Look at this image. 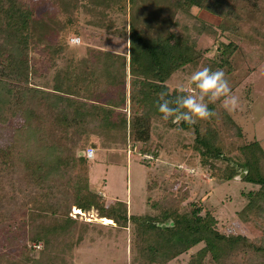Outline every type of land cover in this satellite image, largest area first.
I'll list each match as a JSON object with an SVG mask.
<instances>
[{"label":"trees","instance_id":"obj_1","mask_svg":"<svg viewBox=\"0 0 264 264\" xmlns=\"http://www.w3.org/2000/svg\"><path fill=\"white\" fill-rule=\"evenodd\" d=\"M236 1L46 0L45 10L36 16L30 0H0V264H69L67 256L87 229L86 222L71 215L73 207L84 213L95 210L106 223L133 224L135 263L170 264L202 243L185 264H264L260 141L247 140L220 102L209 108L215 112L219 104L223 132L242 140L235 157L223 149L216 114L195 124H174L163 120L156 107L160 92L169 99L179 94L181 86L168 82L176 72L220 68L233 91L255 67L246 55H251L250 46L256 48V63L261 62L264 0L261 6L242 0L240 8ZM194 7L216 15L219 22L199 17ZM111 13L125 20L115 27L110 19L105 27L125 39L123 53L86 46L82 54L70 53L64 66L56 65L75 44L69 41L71 34L80 35L82 24L100 26ZM81 14L87 16L83 22ZM203 34L217 35L213 46L197 48ZM34 48L43 49L49 64L56 65L48 86L32 82ZM175 128L192 133L191 141L175 149L182 153L183 174L190 176L187 168L193 167L211 179L241 178L257 185L243 193L246 203L238 212V221L257 233L224 231L211 210L188 199L184 183H176V172L148 182L147 189L162 192L149 202L153 214H129L127 202L107 200L90 186L92 159L85 150L96 146L91 136L104 144L108 139V147L128 145L130 153L140 144V153L156 158L141 162L154 165ZM169 219L173 228L156 227ZM37 243L39 249L33 247Z\"/></svg>","mask_w":264,"mask_h":264},{"label":"rangeland","instance_id":"obj_2","mask_svg":"<svg viewBox=\"0 0 264 264\" xmlns=\"http://www.w3.org/2000/svg\"><path fill=\"white\" fill-rule=\"evenodd\" d=\"M256 1L260 6L263 3V0ZM30 2L35 4L36 16H40L45 10L46 0H30ZM244 3L246 4V2ZM235 5L240 8L243 5L242 0H237ZM192 10L204 20L213 24L219 22V17L216 15L195 7ZM118 16L114 13L109 14L104 21H101L100 26L93 27V25L85 26L82 24L81 34L77 35L80 37V44H70L56 65L64 66L65 59L70 53L82 54L86 46L123 53L128 45L125 39L119 35L110 34L105 29L110 19L114 20L115 27L122 26L125 20ZM60 17L61 14L59 13L58 18ZM80 18L83 22L87 16L81 14ZM71 36L74 35L71 34ZM216 36L215 34L201 35L197 40V48L213 46ZM218 37L226 39L224 35ZM253 47L250 46L251 55H246L253 57L255 67L232 91L234 95L239 97L240 105L236 110L229 112L242 126L246 139H258L264 148V58L257 64L256 61L258 60L254 57L257 56L256 48ZM49 62L50 56L46 55L43 49L34 48L32 50L30 58L33 67L32 82L40 86H48L51 83L56 65L52 66ZM199 68L202 66H197L195 69L188 67L184 71L176 72L171 75L168 82L174 86H186L190 74ZM112 93H115V89H112ZM220 108L218 104L215 114L223 149L228 156L235 157L237 156L236 147L242 143V140L239 138L229 139L223 132ZM102 137L106 138L105 136ZM165 138L168 139L167 144L160 150L155 164L146 165L141 162L140 152L137 150L142 148L140 144H136V149L134 148V151L128 153V145L126 147L120 145L108 147L104 146L107 143V138L104 144L98 136H91L90 139L96 143V146L94 147V158L91 160L90 186L107 200L118 199L127 202L129 214L136 215L145 212L153 214L155 211L148 208L149 202L153 199H159L162 192L158 188L147 189L148 182L152 178H168L176 172L179 174L176 176V183L178 185L184 183L183 187L186 186L188 190V199L202 202L205 208L215 214L224 231H239L250 236L255 234L256 231L245 227L241 221H238V212L246 203L243 193L257 187V185L241 178L226 182L211 179L207 171L196 170L193 167L187 168L190 176L183 174V170L186 168L181 161L182 153L175 151V149L191 141L192 133L188 130L175 128L171 129ZM190 169L193 171L190 172ZM85 215L82 217L83 219L80 214L76 216L79 221L87 223V229L76 247L71 251L72 254L67 256L69 264H139L133 261L135 254L133 224L128 223L124 227L116 225L113 221V223H106L107 219L98 217L95 210H90ZM40 246V243L33 245L36 249H39ZM201 246L202 243L192 247L189 252L171 260L170 264H185L189 258V253L196 251Z\"/></svg>","mask_w":264,"mask_h":264},{"label":"clouds","instance_id":"obj_3","mask_svg":"<svg viewBox=\"0 0 264 264\" xmlns=\"http://www.w3.org/2000/svg\"><path fill=\"white\" fill-rule=\"evenodd\" d=\"M178 93L174 99H169L168 93L162 91L156 101L161 118L171 120L174 124H195L198 120L211 119L215 112L209 108V104L220 102L227 111H234L240 105L239 97L233 94L224 70L210 66L193 71L188 84L181 86ZM174 226L172 219L156 224V227L162 229Z\"/></svg>","mask_w":264,"mask_h":264},{"label":"built area","instance_id":"obj_4","mask_svg":"<svg viewBox=\"0 0 264 264\" xmlns=\"http://www.w3.org/2000/svg\"><path fill=\"white\" fill-rule=\"evenodd\" d=\"M69 41H70L71 43H75V44H77V43L80 42V37H79V36H71V37L69 38ZM128 153H130V149H128ZM94 155H95V149H94V147L90 146V147H88V148L85 150V156H86L88 159H92V158L94 157ZM140 158H141V159H145V160H149V161H152V160H155V159H156L155 156H154L153 154H151L150 152H143V153H140ZM179 167L181 168V166H179ZM189 171L192 172L193 169H190ZM77 214H78V215L80 214V215H81V216H80L81 218L84 217V216H86L84 212H81L79 209H76L75 207H73L71 215H72L73 217H76ZM82 219H83V218H82Z\"/></svg>","mask_w":264,"mask_h":264},{"label":"water","instance_id":"obj_5","mask_svg":"<svg viewBox=\"0 0 264 264\" xmlns=\"http://www.w3.org/2000/svg\"><path fill=\"white\" fill-rule=\"evenodd\" d=\"M243 174H241V176H242Z\"/></svg>","mask_w":264,"mask_h":264}]
</instances>
